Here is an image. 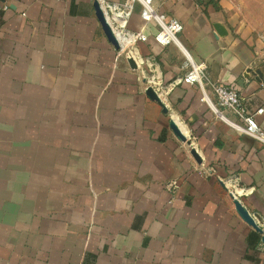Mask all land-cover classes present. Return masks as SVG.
<instances>
[{
    "label": "crops",
    "instance_id": "obj_1",
    "mask_svg": "<svg viewBox=\"0 0 264 264\" xmlns=\"http://www.w3.org/2000/svg\"><path fill=\"white\" fill-rule=\"evenodd\" d=\"M93 1L0 0V264H264V141L214 112L197 83L172 81L182 47L154 39L138 1L127 27L145 37L121 50ZM153 5L183 22L180 42L210 78L263 106L264 128L252 71L264 78V57L237 4ZM227 175L262 231L237 210Z\"/></svg>",
    "mask_w": 264,
    "mask_h": 264
},
{
    "label": "built area",
    "instance_id": "obj_2",
    "mask_svg": "<svg viewBox=\"0 0 264 264\" xmlns=\"http://www.w3.org/2000/svg\"><path fill=\"white\" fill-rule=\"evenodd\" d=\"M97 1L117 36L119 42L118 50L123 49L124 45L130 44L137 37H145L139 30H131L127 27V20L133 10L134 3L138 1L141 4L140 16L145 20L156 23L158 26L153 34L154 39L162 44L174 42L182 47L185 55L184 66L186 69L181 75L175 76L172 81L197 83L202 91L201 98H204L208 102L214 112L226 119L236 129L264 141V128L255 117L257 112L263 110V106H257L255 109L247 108L246 96L236 84L209 77L205 62L195 59L182 46L178 32L182 30L183 22L177 16L158 10L153 5V0ZM3 7H6V4ZM226 110L230 111L233 116L227 115ZM219 179L227 187L232 198H238V193L243 190V187L238 188L235 185V177L227 175L219 176ZM229 183L231 187H229ZM165 185L169 190L174 191L178 185V181L176 178H171L166 180ZM260 244L264 246V242L261 239Z\"/></svg>",
    "mask_w": 264,
    "mask_h": 264
},
{
    "label": "water",
    "instance_id": "obj_3",
    "mask_svg": "<svg viewBox=\"0 0 264 264\" xmlns=\"http://www.w3.org/2000/svg\"><path fill=\"white\" fill-rule=\"evenodd\" d=\"M93 5L95 8V14L102 26L103 31L105 32L107 38L116 46L119 47V42L117 39V36L115 35L114 31L112 30L111 25L109 24V22L107 21L101 6L99 4V2L97 0L93 1ZM214 27L215 29L219 32L222 33L225 31L224 27L222 26V24H220L219 22H214ZM129 63L131 65H135L136 62L135 60L131 57L129 58ZM251 68L247 67L246 71H250ZM255 78L258 80H263L264 78L262 77V72L259 68L256 69H252ZM146 93L153 99L157 100L161 105H162V109L163 111H167V106L166 104L161 100V97L159 95V93L157 92V90L151 85L148 84L146 86L145 89ZM170 127L172 128L173 132L175 134H177L180 138L185 139L186 138V134L183 132L182 128L179 126V124L176 122V120L174 119H170L169 121ZM191 153L193 154V156L196 159H200L199 158V154L196 150V148L194 146L191 147ZM234 203L235 206L237 208V210L240 212V214L249 222L251 223L257 230L262 231L261 226L256 222L255 218L253 217V215L250 213V211L241 203V201L238 198H234ZM261 240L264 242V233L261 235Z\"/></svg>",
    "mask_w": 264,
    "mask_h": 264
},
{
    "label": "rangeland",
    "instance_id": "obj_4",
    "mask_svg": "<svg viewBox=\"0 0 264 264\" xmlns=\"http://www.w3.org/2000/svg\"><path fill=\"white\" fill-rule=\"evenodd\" d=\"M241 13L245 26L253 36L255 47L264 57V0H232Z\"/></svg>",
    "mask_w": 264,
    "mask_h": 264
},
{
    "label": "bare ground",
    "instance_id": "obj_5",
    "mask_svg": "<svg viewBox=\"0 0 264 264\" xmlns=\"http://www.w3.org/2000/svg\"><path fill=\"white\" fill-rule=\"evenodd\" d=\"M120 37V36H119Z\"/></svg>",
    "mask_w": 264,
    "mask_h": 264
}]
</instances>
